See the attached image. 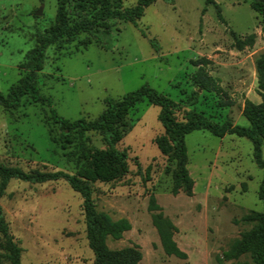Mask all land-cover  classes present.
I'll use <instances>...</instances> for the list:
<instances>
[{"label": "rangeland", "instance_id": "obj_1", "mask_svg": "<svg viewBox=\"0 0 264 264\" xmlns=\"http://www.w3.org/2000/svg\"><path fill=\"white\" fill-rule=\"evenodd\" d=\"M205 1L160 0L145 9L135 26L112 21L108 35L93 39L82 34L50 46L36 83L51 106L24 97L16 110L0 107V165L24 173L77 176L83 149L107 147L95 133L77 136L69 146L54 142L60 130L49 120L50 110L70 121H93L104 112L107 99L119 100L145 85L183 107L179 121L186 111H194L216 125L250 127L242 113L246 100L261 103L255 64L264 55V17L253 9L257 0H213L221 22ZM121 3L132 8L137 0ZM56 11L57 0H0V94L7 95L25 75L27 55L37 35L54 25ZM231 33L240 40L253 35L254 45L238 50ZM197 73L220 91L199 90L193 84ZM159 114L160 108L146 102L130 113L116 146L127 154L126 175L90 184L98 212L131 224V231L119 241L108 239L107 246H138L139 264H219L217 259L256 225L242 218L263 210L258 191L264 171L254 163L250 141L193 132L185 139L193 196L173 197L174 165L155 145L164 134ZM151 196L176 227L173 239L187 260L164 254L148 210ZM0 205L21 250L20 264L94 263L82 199L67 183L11 180ZM6 255L0 237V264H11ZM223 264L253 263L244 255Z\"/></svg>", "mask_w": 264, "mask_h": 264}, {"label": "trees", "instance_id": "obj_2", "mask_svg": "<svg viewBox=\"0 0 264 264\" xmlns=\"http://www.w3.org/2000/svg\"><path fill=\"white\" fill-rule=\"evenodd\" d=\"M160 0H137L132 8H123L121 0H57V11L54 25L36 37V46L27 55L26 73L19 83L9 90L7 95L0 94V107L6 111L16 110L22 98L27 97L34 103L51 106V100L41 96L36 83L37 74L43 69L46 50L58 43L77 38L86 34L93 39L99 35H108L109 22H122L136 25L144 16L145 9ZM172 1V0H162ZM206 6L215 8L218 19L222 22L221 10L213 0H206ZM253 9L264 17V4L257 0ZM206 9L203 10V13ZM236 48L243 50L254 45L255 37L249 36L240 40L235 33H231ZM87 44V43H85ZM260 104L246 100L243 108V117L250 127L242 128L230 123L216 125L203 115L194 111H186L182 121L177 119V113L182 110L180 104L175 103L165 95L158 93L148 85L128 93L119 100L107 99L104 112L93 121L83 119L70 121L50 110L49 120L60 130L57 140L65 146L73 143L77 136L85 133H95L102 137L106 145L103 151H81L82 166L77 176L64 172L54 173H24L17 168H7L0 165V201L5 196L6 188L11 180L32 185H41L49 182L63 181L73 192L82 199V208L86 226V238L89 249L94 254L93 264H139L142 255L138 246L122 250H110L108 239L119 241L123 235L131 231V224L125 220H113L108 214L98 212L92 200L91 183L114 182L128 171V157L125 152L117 150L126 128V118L140 104L160 108L159 122L164 134L155 140V145L167 162L174 165L171 172V194L176 197L183 193L187 197L193 196L194 182L191 179L187 165L186 136L193 132H208L216 138L233 135L246 139L253 146V160L256 166L264 171L262 145L264 144V55L260 56L255 64ZM193 84L199 90L214 91L220 89L211 83H204L199 73L193 76ZM192 98H195L193 95ZM191 98V99H192ZM190 99V100H191ZM195 99L189 105L195 104ZM258 199L262 202L263 210L242 218L243 222H254L256 225L248 232L243 233L240 239L233 243L231 248L217 259L219 264L238 260L244 255H250L253 264H264V176L259 186ZM148 210L152 214V225L159 237L161 248L168 257L187 260L173 237L177 229L173 223L163 216L161 208L154 196L149 198ZM0 237L4 241L7 259L11 264H20L21 250L14 243L5 223L0 205Z\"/></svg>", "mask_w": 264, "mask_h": 264}, {"label": "water", "instance_id": "obj_3", "mask_svg": "<svg viewBox=\"0 0 264 264\" xmlns=\"http://www.w3.org/2000/svg\"><path fill=\"white\" fill-rule=\"evenodd\" d=\"M259 1L264 4V0H259ZM37 15L40 16L41 15V11H39V13Z\"/></svg>", "mask_w": 264, "mask_h": 264}]
</instances>
